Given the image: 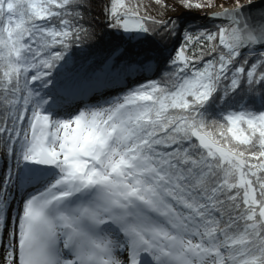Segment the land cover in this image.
<instances>
[{
  "label": "snow or ice",
  "instance_id": "6c2138e0",
  "mask_svg": "<svg viewBox=\"0 0 264 264\" xmlns=\"http://www.w3.org/2000/svg\"><path fill=\"white\" fill-rule=\"evenodd\" d=\"M94 3L0 0V142L15 161L0 178V264H264V0L185 30L160 80L62 114L152 59L117 44L70 69ZM143 8L106 0L102 15L129 44L176 32Z\"/></svg>",
  "mask_w": 264,
  "mask_h": 264
},
{
  "label": "trees",
  "instance_id": "16d2710c",
  "mask_svg": "<svg viewBox=\"0 0 264 264\" xmlns=\"http://www.w3.org/2000/svg\"><path fill=\"white\" fill-rule=\"evenodd\" d=\"M175 1L180 4V0ZM217 1L226 3L232 2V0H215V4ZM141 2L144 5L142 11L146 14L156 17L157 19H172L176 21L178 25L176 32L172 35L161 33V35L149 41L142 43L134 41L129 44L126 38L124 40L119 39L120 33L114 32L112 29L106 27L107 22L102 15V7L104 3H106V0H95L92 11L88 14L89 20L95 31V36L91 40L85 41L82 46L73 48L70 53L72 63L69 65V68L72 70H87L90 65L94 63L98 64L108 56L112 48L117 44H121L123 48H130L134 53L146 52L152 59L147 62L144 70L122 76L120 82L85 95V97H87V102L105 93H107V100H110L115 96L121 95L123 91H127L128 87H136L138 83H146L148 80H160L165 71L168 70V57L174 55L175 50L184 42L183 35L185 30L192 34H196L198 30H202L203 28L213 31L216 29V26L203 21L201 15H179L176 7L167 5V8H161L154 3V0H141ZM193 2H198V0H193ZM194 10L198 12L196 8ZM140 58L143 59V56ZM79 98L83 100L84 96ZM14 162L11 156L5 158L3 144L0 142V178H2L10 168L9 165L12 166Z\"/></svg>",
  "mask_w": 264,
  "mask_h": 264
},
{
  "label": "rangeland",
  "instance_id": "374dc122",
  "mask_svg": "<svg viewBox=\"0 0 264 264\" xmlns=\"http://www.w3.org/2000/svg\"><path fill=\"white\" fill-rule=\"evenodd\" d=\"M164 2L169 5L170 7H176L178 10V14L179 15H184V16H195L196 14L195 13H199L198 15H203L204 11L207 10L208 8H196L198 12H195V7H193L194 9H189V8H184L182 7L179 3H177L175 0H164ZM195 3V2H194ZM222 3H226V2H223V1H217L216 2V5H219V4H222ZM232 3V2H230ZM201 13V14H200ZM211 25H214V26H217L219 24H211ZM105 100H107V93L105 94H102L100 95L98 98H94L92 100H89V102H86L87 104H97V103H103ZM77 106H82L84 107V103L79 105L77 104L75 107H70L68 112L66 113H71L73 112ZM81 107V108H82ZM65 113V114H66ZM14 170H15V162H14ZM11 191V194H12V204H13V208L14 209H17L19 207V199H20V196L22 195V190L18 189L15 187L11 188L10 189Z\"/></svg>",
  "mask_w": 264,
  "mask_h": 264
},
{
  "label": "water",
  "instance_id": "95a60500",
  "mask_svg": "<svg viewBox=\"0 0 264 264\" xmlns=\"http://www.w3.org/2000/svg\"><path fill=\"white\" fill-rule=\"evenodd\" d=\"M225 7H231L232 6V3H222ZM220 5V4H219ZM219 5H217L216 7L214 8H211V9H207L204 11L203 15H201V17L204 19V21L208 24H221L223 23L224 21L222 20H219V19H213L211 17V13L212 12H215V11H219L220 8H219ZM195 16H199L198 14H196ZM134 42V41H132Z\"/></svg>",
  "mask_w": 264,
  "mask_h": 264
},
{
  "label": "bare ground",
  "instance_id": "6f19581e",
  "mask_svg": "<svg viewBox=\"0 0 264 264\" xmlns=\"http://www.w3.org/2000/svg\"><path fill=\"white\" fill-rule=\"evenodd\" d=\"M29 190H31V189L29 188ZM24 195H25V192L23 191L22 195H21V199L24 197Z\"/></svg>",
  "mask_w": 264,
  "mask_h": 264
}]
</instances>
